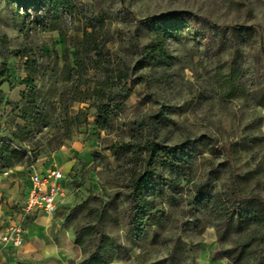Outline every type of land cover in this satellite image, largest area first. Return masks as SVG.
I'll use <instances>...</instances> for the list:
<instances>
[{
    "label": "rangeland",
    "instance_id": "obj_1",
    "mask_svg": "<svg viewBox=\"0 0 264 264\" xmlns=\"http://www.w3.org/2000/svg\"><path fill=\"white\" fill-rule=\"evenodd\" d=\"M64 2L0 0V148L11 161L0 164L5 218L12 223L22 213V180L34 157L40 170L56 168L66 178L63 206L52 214L62 231L75 237L105 210V231L125 246L124 264H196L209 230L217 237L214 258L260 234L251 228L243 236L230 225L221 240L216 227L235 186L230 164L248 206L264 203V0ZM181 14L207 20L224 46L208 48ZM233 64L245 93L230 99L217 70L227 75ZM125 87V108L100 121L96 92ZM34 100L40 113L28 123L22 110ZM154 138L167 148L195 141L197 150L179 162L181 185L157 198L156 236L139 239L126 231L127 187L144 168L136 145Z\"/></svg>",
    "mask_w": 264,
    "mask_h": 264
},
{
    "label": "trees",
    "instance_id": "obj_2",
    "mask_svg": "<svg viewBox=\"0 0 264 264\" xmlns=\"http://www.w3.org/2000/svg\"><path fill=\"white\" fill-rule=\"evenodd\" d=\"M48 1L54 5L64 2V0ZM176 16L175 14L171 15L172 18ZM178 20L182 24H185L186 27L195 30L201 38V42H204L208 48L217 50L224 46L223 41L217 44L213 39L211 26L207 20L191 16L185 17L182 14L178 16ZM147 22L153 23L154 18L145 20V23ZM156 29L169 33L168 30L162 27H157ZM219 45L221 46L219 47ZM229 70L230 72L227 75L220 70V67H218L217 71H219V80L225 88V96L234 99L245 93L243 84L239 83L243 72L234 64L231 65ZM14 81L15 76H12L11 82ZM24 84L35 95L34 82L31 79H27L24 81ZM96 94L104 102L97 112V117L100 121H106L115 110L124 109L126 105L125 101L128 99L126 87L118 91H110L109 93L97 91ZM31 107L22 110V116L28 123H30V119H33L36 114L40 113V108L37 107L35 100L32 102ZM134 125L142 130L147 123L134 122ZM18 129L24 132L26 127L19 126ZM129 147V145H124L123 149H128ZM136 147L138 152L145 155L143 157L144 168L132 178L127 187V204L124 209V217L127 225L126 231L130 235L137 236L139 239H146L151 236L155 237L157 234L154 227L158 218L157 215L160 213L157 206V198L163 194L164 190L178 188L181 185L183 173L181 172V166L179 167V162H182L185 157L192 159L193 153L197 150V145L195 141H191L186 142L185 145L177 146V148H167L154 138L142 145H136ZM18 149L23 151L20 147ZM17 154V151H13L11 156ZM35 159L34 157L30 158L29 162L31 165L34 164ZM3 163L7 166L11 165L10 157L6 156L4 149L0 148V164L2 165ZM159 163H162V166L170 167L169 179L164 173L158 172ZM230 170L232 171L233 184L235 186L231 195L225 199L227 201H222L220 204L219 217L221 216L223 219L221 220V224L216 227L221 230L219 237L221 240L223 239L225 231L230 225H235L236 229L243 236H246L251 231V228L260 231V234L254 233L250 238L249 236L245 239L242 238V241L237 242L232 250L223 252L221 258H228L231 261L228 264H264V203L261 209H253L252 205L248 206L247 200H244L239 195L241 189L237 184L236 173L232 164H230ZM206 198L205 196L195 197L193 198V204L196 206ZM103 213H105V210L96 214L97 220L93 226H82L78 230H75V245L81 248L82 254L86 257L79 263L70 260V264H112L116 260L122 261L125 246L121 245L115 237L105 231ZM171 259L175 262L178 261L176 251L171 255Z\"/></svg>",
    "mask_w": 264,
    "mask_h": 264
},
{
    "label": "crops",
    "instance_id": "obj_3",
    "mask_svg": "<svg viewBox=\"0 0 264 264\" xmlns=\"http://www.w3.org/2000/svg\"><path fill=\"white\" fill-rule=\"evenodd\" d=\"M4 88L5 84L0 85V91L4 92ZM34 165L40 172L46 171ZM29 169L22 180L25 200L31 187ZM62 185L66 186V178ZM63 203L64 199H59L57 211ZM5 216L0 208V237L5 229L15 222H9ZM74 241V234L69 230L62 231L59 220L53 215L36 213L28 220L25 241L21 248H15L10 244L4 245L0 241V264H70V260L78 261L82 254L81 248L77 247ZM216 243V234L209 230L203 242L204 251L197 258L196 264H227L225 258L212 257L211 252L215 249ZM112 264H124V262L116 260Z\"/></svg>",
    "mask_w": 264,
    "mask_h": 264
},
{
    "label": "built area",
    "instance_id": "obj_4",
    "mask_svg": "<svg viewBox=\"0 0 264 264\" xmlns=\"http://www.w3.org/2000/svg\"><path fill=\"white\" fill-rule=\"evenodd\" d=\"M64 179L63 173L56 168L40 172L34 164L30 166L29 194L17 221L9 225L0 237L4 245L21 248L24 245L28 220L36 213L52 215L57 211L58 201L64 196Z\"/></svg>",
    "mask_w": 264,
    "mask_h": 264
}]
</instances>
